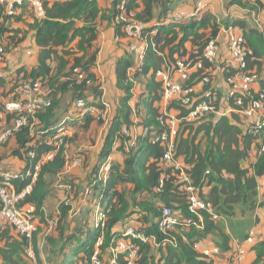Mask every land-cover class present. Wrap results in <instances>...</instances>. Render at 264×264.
Segmentation results:
<instances>
[{"label": "trees", "instance_id": "trees-1", "mask_svg": "<svg viewBox=\"0 0 264 264\" xmlns=\"http://www.w3.org/2000/svg\"><path fill=\"white\" fill-rule=\"evenodd\" d=\"M40 1L45 9L44 16H39L35 6L29 2L17 7L26 8L33 15L29 28L35 30V40L40 47L38 64L32 69L21 67L11 74L8 77L9 90L6 89V78L0 76V114L5 115L7 129L14 127L21 114L28 116V125L12 134L17 145L11 149V154L23 159L26 164L22 176L13 179L12 183L17 193L31 187L18 206H33L34 216L42 225L39 224V230L30 240L12 225L0 222V264H31L27 256L30 246L38 256V233L47 224L45 202L53 194L68 160L71 139L61 131L69 124L66 117L76 100L93 95L98 107H105L98 101L103 90L93 71L98 50L95 48L91 52V48L99 38V20L111 21L117 36L124 37L123 22L116 19L123 13L120 9L123 1L126 15L133 13L136 19L145 23V32H149V39L153 42H149L145 59L136 66L133 75L144 88L137 115L140 118L138 124L147 130L139 136L134 147L126 150L124 143L129 137L120 133L123 126L133 125L130 100L134 85L129 81V69L135 65L132 56L127 53L116 64L118 87L123 91L120 108L107 127L93 173H98L108 161L117 137L123 141L125 159L123 163L110 165L105 181H90L91 195L94 194L106 213V225L104 228L75 226L72 230L69 219L71 205L62 203L55 228L59 234L57 237L47 236V241L54 252L64 256L63 264L89 261L101 241L100 258L109 263L113 252L108 261L103 258L104 252L115 248L119 239L126 238L122 235L126 225L131 224L137 231L154 236L159 243L154 245L130 237L138 248L134 264H214V259L198 251L200 241L208 236L214 238L221 253L229 255L231 264L233 238L244 241L250 236L258 218L249 214L264 204L258 197L259 178L264 175V132L255 134L251 124L244 128L241 117L236 113L230 116L210 114L202 121L180 123L175 137V158L181 159L185 171L199 188V196L212 204L219 217L213 218L207 210L191 212L186 195L178 190V171L171 165H165L166 146L154 141L157 134L168 131V127L159 120L160 116H167L158 106L163 97V81L157 78V73L174 67L179 59L192 64L199 62L203 67L192 72L185 86L202 82L218 66V60L210 62L204 57L206 46L212 39L218 38L222 28L236 27L243 35L248 50L245 66L237 68L225 62L220 67L226 76L239 71L257 73L261 88L258 93H253V101H258L260 95H264V30L251 24L247 18L220 20L211 11H201L190 19L174 21L168 16L175 8L176 0H113L111 8L106 10L100 8L99 0ZM230 4L254 7L247 0H230ZM16 14L8 15L6 6L0 4V43L5 50L2 58L25 38L20 29L11 28L14 21L19 20ZM79 72L85 73L81 81L77 79ZM36 82H40L45 90L49 105L37 106L33 115L6 111L8 100L24 104L22 87ZM212 87L216 86L211 82L195 96H201ZM221 100L222 94L218 90L217 105ZM230 104L240 110L234 100ZM170 109H177L180 116H185L190 110L177 100L168 104ZM91 119V116L87 117L85 128L89 127ZM98 120L104 122L102 118ZM254 146L258 150L257 159L246 166ZM49 153H53L51 159L46 158ZM37 166L39 169H36ZM163 205L179 211L181 219L166 233L159 226ZM186 219L191 222H185ZM13 230L16 233H12ZM165 241L168 243L162 245ZM58 244L62 246V251ZM65 246L70 248L68 253H64ZM255 249L257 258L254 264H264V241L258 243ZM115 264H128L127 253H118Z\"/></svg>", "mask_w": 264, "mask_h": 264}, {"label": "crops", "instance_id": "crops-1", "mask_svg": "<svg viewBox=\"0 0 264 264\" xmlns=\"http://www.w3.org/2000/svg\"><path fill=\"white\" fill-rule=\"evenodd\" d=\"M249 3L258 8H247L238 4H230V0H176L175 8L170 12L169 18L174 21H183L187 18L184 15H189L195 12L197 9L202 11H211L220 20L230 18V20L236 19H249V22L253 25H257V21L262 25L264 29V0H247ZM113 0H99V6L102 10L111 8ZM256 10L257 17L253 15V11ZM18 21H14L11 28L20 29L25 34L24 40L20 45L11 48L9 52L2 58L0 57V76L6 78L7 84L6 89L9 90L11 85L8 83V77L21 68L26 67L32 69L38 64V57L40 47L35 40V30L29 28V24L33 22V15L26 8L19 7L16 11ZM241 33L236 27L222 28L217 42L219 45L218 52V66L211 72L212 84L221 89L223 92L222 100L219 106L217 116L228 115L233 113L239 115L242 119L244 128L256 120L263 111L256 107L251 114L241 112L233 108L228 101L225 99V95L228 91V83L226 81V75L222 67L223 63L227 60H232V53L229 48V31ZM12 34V33H11ZM117 34L114 24L111 21L99 20V38L96 41V45L91 48V52L97 48V58L93 71L96 73L99 82L103 89V101L111 112V117L115 115L116 105L111 97L115 95L117 100L123 95V91L119 89L116 75V64L117 61L128 53L126 43L121 40H116ZM190 45V43L188 44ZM72 46V45H71ZM74 46V45H73ZM76 47V46H74ZM83 54L80 53L79 55ZM233 66L235 63L232 64ZM170 77L175 81H180L178 72H173ZM159 80L162 77L157 76ZM208 87V85H206ZM196 93L202 92L205 89V83L199 82L195 86ZM260 83L256 82L252 84L254 92L260 91ZM218 89V90H219ZM144 88L143 85L136 80L132 93L133 97L130 100L132 108L131 119L133 125L130 127L131 134L141 135L144 132L142 125L138 124L140 118L137 115V107ZM221 92V91H220ZM221 92V94H222ZM24 98V96H23ZM6 102H11L10 100ZM161 100L158 103L162 113L169 116H178L179 111L177 109L168 110V104ZM73 106V105H72ZM72 106L70 107L69 113L72 112ZM114 112V114H113ZM87 118L77 117L73 120H69L67 127H64L61 131L63 135H68L71 142L68 144L67 150V164L65 170L60 174L58 181L56 182V188L53 194L45 202V211L47 214V224L45 227L49 228V236H58V232L54 229L57 225L60 214V205L62 203H69L71 205V211L69 219L71 220V229L75 226H82L86 228L95 227L97 221V207L99 201L91 195L90 181L100 180L102 177L101 170L94 175L93 169L98 162L100 150L104 144L105 135L107 131V123L97 124L96 128L93 126L98 119H91L88 128L84 127ZM7 129L5 124L4 113L0 114V135ZM90 136L92 138H90ZM7 139L8 142L3 144L0 143V173L9 172L11 174L21 175L25 169V161L18 156L11 154V149L17 145L15 138L12 136ZM6 140V141H7ZM93 141V142H92ZM95 141V142H94ZM122 142H118L113 147V152L108 158L109 164L112 163H123L125 154L122 151ZM125 145V143H124ZM258 150L254 146L251 151V157L249 162H255L257 159ZM181 160V159H180ZM249 166L248 164H246ZM103 167V166H102ZM107 179V178H106ZM259 201H264V175L259 178ZM206 191V189H205ZM29 206V205H28ZM253 217L252 214H249ZM257 215V216H256ZM255 216L258 217L257 223L251 228L250 234L253 236L252 242H247L246 247L248 248L246 260L244 264H254L257 258V252L255 246L264 241V204L259 206L255 211ZM255 218V217H254ZM39 224L40 221L38 220ZM6 224V222H2ZM42 225V224H40ZM16 233V231H12ZM45 231L38 233V256L35 253V259L31 260V264L37 262V264H63L62 258L57 252H54L51 248L50 243L47 241V235H43ZM70 233V232H69ZM236 239V238H233ZM129 238H122L117 242V247L123 244H128ZM234 246V240H232ZM217 247L212 236H208L200 241L198 245V251L204 253L205 249H213ZM68 246H65L64 253L69 252ZM113 250V249H111ZM113 252V251H112ZM214 264H229V255L225 253H219L214 258Z\"/></svg>", "mask_w": 264, "mask_h": 264}, {"label": "built area", "instance_id": "built-area-1", "mask_svg": "<svg viewBox=\"0 0 264 264\" xmlns=\"http://www.w3.org/2000/svg\"><path fill=\"white\" fill-rule=\"evenodd\" d=\"M24 2H29L35 6L39 16L45 15L43 2L40 0H0V4H4L6 6V13L8 15H13L16 12V8L19 5H22ZM255 8H258V6ZM120 9L123 13L120 14L116 19L117 21L123 22L122 32L124 33V37L122 38V36H117L116 40H123L126 43L128 53L133 58L135 65L129 69V81H131L134 85L136 80L133 78V75L136 71V66L138 67L143 63L147 49L149 47V42H151V40L149 39V32H145L146 24L136 19L133 13H131L129 16L126 15L125 1L121 3ZM251 11H253L252 14L257 17L256 10L254 9ZM200 13L201 11L197 9L195 12L189 15L183 14V16H185L187 19H190L199 15ZM257 26L264 30L258 21ZM228 31L230 41L229 48L232 53V60H227L226 63L229 65L235 63L237 68H243L245 66V56L248 53V50L244 45V37L241 33L234 32L233 30ZM155 32L156 31H152L151 33ZM4 52V45L0 43V57L4 54ZM218 52L219 45L217 39H212L205 48L204 57L210 62H216L218 59ZM202 67V63L198 62L196 64H192L191 61L179 59L174 67H170L165 71L161 70L157 73V76L162 77L161 81H163L162 100L166 102H172L174 100L181 101V103L190 110L185 116H169L167 114L166 118L160 116L159 120L162 124L168 127V131H162L161 133L157 134V136L154 138V141H160L166 146V152L164 154L165 165H171L174 167L175 171H178V178L176 181L178 190L186 195L191 212L199 213L200 210H207L212 214L213 218L217 219L219 216L213 211L212 204L199 196V188L194 185L191 177L185 171L184 164L179 159L175 158V137L178 133L180 123L182 121H202L210 114H217L219 111L220 105H217L216 103L218 93L217 87H212L204 91L201 96H195L197 93L194 86H185V82L189 79L192 72ZM77 70L78 69H76V71ZM173 72L179 73L181 79L180 81H175L170 77ZM77 77L78 81H81L85 78V73L79 72ZM211 81V76H206L202 80V82L207 85H209ZM226 81L228 83V91L225 97L226 101H228L230 104V101L234 100L235 104L240 106L239 111L245 112L247 114H251V112L256 107H259L263 111V114L254 120L251 125L254 126L253 131L255 134H261L264 132V95H260V100L253 101L254 91L252 89V84L259 82L258 74L255 72L239 71L233 75L226 76ZM21 91L23 92L25 103L22 104L20 101L9 102L6 104L7 111H19L20 113L28 112L29 114L33 115L35 114L37 106L50 104V100L46 97V92L42 88L40 82H36L34 85H25L22 87ZM102 97L99 98L98 101L105 105L103 109L99 108L95 103V98L93 95H90L87 98L76 100L72 106V112L68 114L66 120L69 121L77 117L86 118L91 116L93 119L102 118L106 122L105 119L109 114V108L103 101ZM28 123V116L25 113L21 114L20 117L15 120V124L12 129H6L3 133H1L0 143L5 142L15 131L20 129L22 126L28 125ZM146 130L147 129L145 128L144 132ZM120 134L122 136L129 137V139L125 141L126 150L134 147L137 144L138 138L140 136V134H131L130 127L128 126H123ZM120 138L121 137L116 138L114 146L118 142L123 143ZM52 157L53 153H49L46 158L51 159ZM36 169H39V167L37 166ZM109 169L110 164L109 162H106L102 167L103 175L100 180H106ZM20 176L22 175L11 174L9 172L0 173V222H6L12 225L20 234L25 235L31 240L33 235L39 230V222L34 216L35 208L33 206H18L19 201L22 200L25 194L31 190V187L29 186L21 193L16 192L12 180ZM161 211L162 215L160 217L159 226L160 229L166 233L169 229H172L177 223L181 221L180 212L175 211L171 207L165 205L162 206ZM185 222L189 223L191 220L186 219ZM105 225L106 213L102 205L99 204L97 207L96 227L101 226L104 228ZM122 237H129V239L130 237L138 238L144 242H151L154 245H159L154 236H148L143 232L137 231L131 224L126 225ZM233 240L234 255L231 264H244L248 252L246 243L252 242L253 236L250 234V236L244 241L238 239ZM170 242L174 244V241ZM167 243L168 242L165 241L162 243V245H166ZM137 249V246L130 241L128 244H123L120 245V247L118 246L113 248V256L109 263H105L100 258L99 250H96L89 261H80L77 264H115L118 253H127L128 264H134L137 257ZM220 252L221 250L218 246L214 247L213 249L204 250V254L210 259H214L215 256ZM27 256L32 260L35 259V252L31 246L28 249Z\"/></svg>", "mask_w": 264, "mask_h": 264}, {"label": "rangeland", "instance_id": "rangeland-1", "mask_svg": "<svg viewBox=\"0 0 264 264\" xmlns=\"http://www.w3.org/2000/svg\"><path fill=\"white\" fill-rule=\"evenodd\" d=\"M207 84H205V86H206ZM219 89V88H218ZM219 91H221L222 92V90L221 89H219ZM222 95H223V92H222ZM225 97H226V95H225ZM120 98L121 97H119V99L117 100V97H115V95H113V97H111V100H113L114 101V104L116 105V110H114V112L116 111L117 112V109L118 108H120ZM8 103V102H7ZM6 103V104H7ZM6 104H5V108H6ZM114 112H113V114H114ZM165 115V114H164ZM177 116V115H176ZM113 117V116H112ZM112 117H111V112L108 114V116H107V118L105 119L106 120V122L105 123H107V127H108V125L110 124V122H111V119H112ZM96 120V119H95ZM93 122H95L94 124H93V126L96 128V125L97 124H103V123H101L99 120H97V121H92V123ZM97 129V128H96ZM90 138H92L91 136H90ZM93 142V141H92ZM95 142V141H94ZM246 164H248V165H250L251 164V162H249V161H247V162H245V165ZM247 166V165H246ZM261 202H263V201H261ZM255 211H256V209L254 210V211H252L250 214H252L253 215V217H256L255 216ZM258 218V217H257ZM2 221H4V220H2ZM49 228L50 227H45V228H43L42 229V231H40L39 233H41V232H43V231H45V233L43 234V235H47V236H49L50 235V233H49ZM56 228V227H55ZM54 228V229H55ZM101 243V242H100ZM100 243H98L97 244V250H99V252L101 253V250L99 249V244ZM58 247L61 249V251L63 250L62 249V246H60L59 244H58ZM117 247V246H116ZM115 247V248H116ZM120 247V246H119ZM60 251V250H59ZM112 251L113 250H111V248H109V250L107 249V252H104V254H103V258H104V260L105 261H108L109 260V257H110V255H111V253H112ZM62 253V252H61ZM61 256V255H60ZM33 264H35V263H33ZM36 264H37V262H36Z\"/></svg>", "mask_w": 264, "mask_h": 264}, {"label": "clouds", "instance_id": "clouds-1", "mask_svg": "<svg viewBox=\"0 0 264 264\" xmlns=\"http://www.w3.org/2000/svg\"><path fill=\"white\" fill-rule=\"evenodd\" d=\"M256 6H254L253 8H255ZM156 31V30H155ZM6 109V108H5ZM7 111V110H6ZM87 118V117H86Z\"/></svg>", "mask_w": 264, "mask_h": 264}]
</instances>
